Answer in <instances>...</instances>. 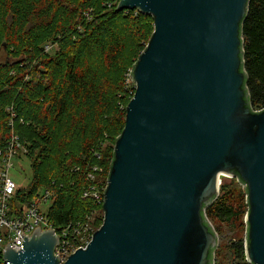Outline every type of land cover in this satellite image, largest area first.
<instances>
[{
    "label": "water",
    "instance_id": "95a60500",
    "mask_svg": "<svg viewBox=\"0 0 264 264\" xmlns=\"http://www.w3.org/2000/svg\"><path fill=\"white\" fill-rule=\"evenodd\" d=\"M250 0H119L154 31L134 63L136 84L104 194V219L63 264H214L205 217L221 175L246 191V259L264 264V107L246 88L242 24ZM60 235L37 228L8 264H62Z\"/></svg>",
    "mask_w": 264,
    "mask_h": 264
},
{
    "label": "trees",
    "instance_id": "16d2710c",
    "mask_svg": "<svg viewBox=\"0 0 264 264\" xmlns=\"http://www.w3.org/2000/svg\"><path fill=\"white\" fill-rule=\"evenodd\" d=\"M118 2L0 0V168L13 132L33 160V178L28 186H17L11 213H22L41 190L49 189L52 201L47 216L55 227L90 218L95 226L104 219L103 202L84 198L83 189L89 172H97V180L107 183L115 145L106 151L105 140L114 130L116 144L122 133L136 89L129 73L155 28L151 15L118 11ZM121 17L131 24L129 34L116 21ZM242 37L245 85L252 109L260 110L264 107V0H250ZM30 128L35 129L26 134ZM58 133V147L53 150L50 144ZM225 193L206 205L208 222L211 217L230 221L238 216ZM241 251L243 256L244 245Z\"/></svg>",
    "mask_w": 264,
    "mask_h": 264
},
{
    "label": "built area",
    "instance_id": "2783aa9c",
    "mask_svg": "<svg viewBox=\"0 0 264 264\" xmlns=\"http://www.w3.org/2000/svg\"><path fill=\"white\" fill-rule=\"evenodd\" d=\"M13 115L11 117L12 125L16 114L13 113ZM20 150L26 151L19 136L13 132L12 139L3 151L0 168V264H8L4 259V252L8 244L16 250L23 249L25 237L31 236L37 228L41 230L54 229L56 234L60 235V242L55 247V253L63 264L79 247L84 248L90 242L95 232L92 228L93 219L90 218L84 223L70 222L62 228L55 227L47 216V210L44 211L41 208L43 202L52 201V193L49 189L41 190L38 199L27 206L22 213H11V200L18 186L11 176L12 159L18 157ZM96 170H98L97 166L94 167V171ZM96 173L89 172L88 184L83 189L82 196L100 203L104 201L108 181L106 184L98 181Z\"/></svg>",
    "mask_w": 264,
    "mask_h": 264
},
{
    "label": "rangeland",
    "instance_id": "374dc122",
    "mask_svg": "<svg viewBox=\"0 0 264 264\" xmlns=\"http://www.w3.org/2000/svg\"><path fill=\"white\" fill-rule=\"evenodd\" d=\"M122 19H117L119 25L124 27V30L129 34L131 31V24L128 22V19L121 17ZM147 20H142V23ZM149 26V25H148ZM147 26V27H148ZM149 30L152 28L149 26ZM53 49H51L52 51ZM35 128L25 129L26 134H30L31 131ZM117 132L111 130L107 135L105 140L106 151H109L115 145V137ZM60 134L54 136L53 142L50 144L51 148L55 150L58 147V140ZM24 146V145H23ZM25 148V146H24ZM26 149V148H25ZM57 150V149H56ZM13 167L11 169V176L18 186L26 187L29 185L33 178V169L32 164L33 160L27 155L24 150H20L18 157L12 159ZM103 165V164H102ZM104 171H107V165L104 163ZM103 171V170H102ZM220 189L219 193L223 190L226 191V199L229 203L233 204L236 207L239 214L236 218L230 221H221L214 217L209 218L215 229L217 230L219 243L216 250L215 264H250L246 259V253L242 256L243 252L241 251V245L245 244L246 236V212H247V203H246V191L244 186L239 182L237 177L229 175H221L220 177ZM45 180V179H44ZM225 184V187L221 189V185ZM50 202H43L41 204L42 210L46 211L49 207ZM103 223V220H99L96 225H93V230L98 229ZM245 250V245H244ZM242 252V254H241Z\"/></svg>",
    "mask_w": 264,
    "mask_h": 264
}]
</instances>
